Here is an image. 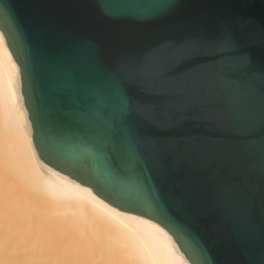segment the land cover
<instances>
[{
    "label": "water",
    "instance_id": "95a60500",
    "mask_svg": "<svg viewBox=\"0 0 264 264\" xmlns=\"http://www.w3.org/2000/svg\"><path fill=\"white\" fill-rule=\"evenodd\" d=\"M0 30L44 162L192 264H264V0H0Z\"/></svg>",
    "mask_w": 264,
    "mask_h": 264
},
{
    "label": "bare ground",
    "instance_id": "6f19581e",
    "mask_svg": "<svg viewBox=\"0 0 264 264\" xmlns=\"http://www.w3.org/2000/svg\"><path fill=\"white\" fill-rule=\"evenodd\" d=\"M0 30V264H192L155 221L44 162Z\"/></svg>",
    "mask_w": 264,
    "mask_h": 264
},
{
    "label": "snow or ice",
    "instance_id": "6c2138e0",
    "mask_svg": "<svg viewBox=\"0 0 264 264\" xmlns=\"http://www.w3.org/2000/svg\"><path fill=\"white\" fill-rule=\"evenodd\" d=\"M148 118L152 119H163L164 116L161 115L159 117H156L153 113H147ZM172 150V146H166V145H155L153 147V152L157 154V156L160 158V160L158 162H162L163 157L165 155L166 152L171 151Z\"/></svg>",
    "mask_w": 264,
    "mask_h": 264
}]
</instances>
